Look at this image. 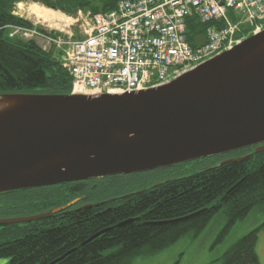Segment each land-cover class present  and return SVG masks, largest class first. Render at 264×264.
<instances>
[{"label": "water", "instance_id": "1", "mask_svg": "<svg viewBox=\"0 0 264 264\" xmlns=\"http://www.w3.org/2000/svg\"><path fill=\"white\" fill-rule=\"evenodd\" d=\"M3 101L15 105L0 114V194L144 173L251 148L260 154L264 28L152 88L8 94L0 96ZM41 218L0 220V226Z\"/></svg>", "mask_w": 264, "mask_h": 264}, {"label": "trees", "instance_id": "2", "mask_svg": "<svg viewBox=\"0 0 264 264\" xmlns=\"http://www.w3.org/2000/svg\"><path fill=\"white\" fill-rule=\"evenodd\" d=\"M21 1L0 0V96L69 95L71 78L54 50L46 52L32 40L10 37L11 28H33L12 14ZM28 1L73 16L78 10L106 14L121 0ZM210 25L199 24L195 17L186 20L185 38L192 49L204 45ZM253 150L242 151L248 155ZM54 188L0 194V220L42 216L30 223L0 226V259H7V264H132L182 238L197 237L222 214L226 223L215 241L220 243L253 210L264 212V152L241 163L165 181L105 206L52 213L68 203L55 201ZM256 241L257 230L243 236L225 252L222 264H259Z\"/></svg>", "mask_w": 264, "mask_h": 264}, {"label": "built area", "instance_id": "3", "mask_svg": "<svg viewBox=\"0 0 264 264\" xmlns=\"http://www.w3.org/2000/svg\"><path fill=\"white\" fill-rule=\"evenodd\" d=\"M190 17L201 25L212 23L205 30L204 45L195 49L185 38ZM84 19L88 28L80 30L79 37L42 33L35 24L30 29L12 28L10 37L35 39L43 51L61 53L60 63L73 90L122 94L170 82L230 50L241 42L237 36L242 19L249 30L259 33L264 0H121L112 11Z\"/></svg>", "mask_w": 264, "mask_h": 264}, {"label": "rangeland", "instance_id": "4", "mask_svg": "<svg viewBox=\"0 0 264 264\" xmlns=\"http://www.w3.org/2000/svg\"><path fill=\"white\" fill-rule=\"evenodd\" d=\"M31 5H36L37 7L56 12L58 18L50 22H43L42 20L36 19L29 11ZM12 14L55 35H67L69 32L74 33L75 36L79 37L81 36L80 30L88 28V21L84 19L85 16L92 13L89 11L84 12L78 10L75 15L70 16L43 6L40 3L23 0L14 5ZM80 15L82 16V21L80 20L78 24L71 26L74 20L79 18ZM242 24L240 30L242 32L241 39L244 40L249 36L250 28L248 27V23L243 19ZM243 30H245V32H243ZM34 42L38 46H41L39 41L34 39ZM247 153L249 152L238 151L224 155L201 158L149 172L118 176L121 177V179H98L99 183H96V185L97 189L102 191L100 199L109 200L124 196L128 193H137L165 181L176 180L206 169H211L220 165L223 161L247 156ZM94 202L97 201L95 199L89 201V203ZM225 223L226 220L222 214L214 216L207 227L197 237L182 238L174 245L155 255L136 258L132 264H222L221 258L225 252L243 236L254 230H257L255 253L258 257L259 264H264V212L259 209L253 210L244 219L236 222L220 243H215L216 238L225 226ZM7 263V259H0V264Z\"/></svg>", "mask_w": 264, "mask_h": 264}, {"label": "flooded vegetation", "instance_id": "5", "mask_svg": "<svg viewBox=\"0 0 264 264\" xmlns=\"http://www.w3.org/2000/svg\"><path fill=\"white\" fill-rule=\"evenodd\" d=\"M112 179H121V177H111ZM96 183H99L98 180H90V181H77V182H70L65 183L62 185L53 186L55 191V201L59 203V205L64 204L68 201L65 206H61L57 208L58 210L56 213L68 208H87L92 206L104 205L107 202L116 200L121 197H125L131 194L136 193H128L124 196L116 197L109 200H101V190L97 189ZM53 187H44V188H53ZM145 190V189H144ZM143 191V190H142ZM141 192V191H139ZM138 193V192H137ZM96 200L97 202L89 203L91 200ZM34 216V215H32ZM45 217V215H43Z\"/></svg>", "mask_w": 264, "mask_h": 264}, {"label": "bare ground", "instance_id": "6", "mask_svg": "<svg viewBox=\"0 0 264 264\" xmlns=\"http://www.w3.org/2000/svg\"><path fill=\"white\" fill-rule=\"evenodd\" d=\"M29 11L31 15H33L36 19L42 20L43 22H50L58 18V15L56 14V12L43 9L41 7H37L36 5H31V7L29 8ZM14 105H15V102H7V101L1 102L0 103V114L12 108Z\"/></svg>", "mask_w": 264, "mask_h": 264}]
</instances>
